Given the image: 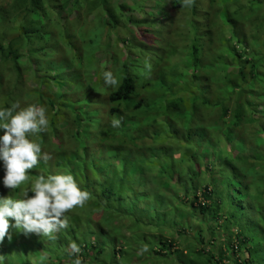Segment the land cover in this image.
Here are the masks:
<instances>
[{
    "label": "trees",
    "instance_id": "trees-1",
    "mask_svg": "<svg viewBox=\"0 0 264 264\" xmlns=\"http://www.w3.org/2000/svg\"><path fill=\"white\" fill-rule=\"evenodd\" d=\"M93 22L95 25L92 29H87ZM75 25L81 26V32L91 30L93 34L99 33L94 48L98 55L103 56L106 53L104 59L99 60L90 53L84 54V49L87 48L84 47L83 41L81 43L78 36L71 33ZM120 26L126 27L127 34L131 33L134 41L138 43L137 48L131 50L141 53V56H136L140 58L135 60L134 64L130 62L132 58H128L130 54L124 47L121 52V43L124 44L125 41H121V36L115 33ZM125 29L121 28L122 36L126 32ZM56 34L59 37L53 39ZM158 35H161V38L153 40ZM158 48L165 49V52L160 54ZM27 58L35 59L36 64L45 70L41 73L42 76L49 80L48 84L43 83L39 88L35 86L36 90L30 93L33 99L37 97V101L25 106L30 111L27 120H56L63 110L65 120L67 111L71 110L70 106L81 108L83 101L89 99L92 93L102 86L109 85V79H113V84L119 83L112 89L107 100L111 106L110 116L117 124L107 125L105 131L110 127L114 128L111 136H119V146L108 149L115 151V156H112L110 162L123 161L126 169L133 161L150 164V169L156 171L151 183L138 178V184L144 189L147 186L164 185L166 178L171 182L170 176L164 177V169H171V172L174 169L176 174L182 172L184 178H189L187 173L191 174L190 169L195 166L191 164L186 171L187 167L182 165L190 164V156L186 152L185 155L177 153L176 157L180 159L174 162L173 151H178L181 146L182 150L190 147L195 144V140L190 137L194 133L192 116L187 120L190 129H185L183 112L186 111L180 95L174 93L172 99L163 105L169 108L165 114L169 116L167 124L164 125L168 126V138V133L166 135L163 126H159L156 121L144 122V113L152 107L149 106L150 98L141 96V92L157 87L165 91L163 96L167 97L170 87L188 83L190 86L184 88V93L191 94L194 90H201L203 103L208 97L215 107H219V111L216 109L217 115L219 112L218 122L226 126L227 120H231L232 129L238 134L243 126L256 121L259 123L264 118L261 116L254 120L253 117L254 113L261 114L260 111L264 110V0H92L91 3L90 0H0V89L3 88L5 77L9 78L15 72L18 81L23 79L25 67L21 61ZM148 60H152L153 64L148 66L146 63L144 77L142 73L145 67L140 65ZM221 69L228 75L224 86L213 82L217 71ZM2 97L6 96H0ZM197 99L198 95L195 100ZM15 100L18 102L21 97ZM121 103L127 104L125 108L129 110L132 119L122 114L119 108ZM12 105L16 106V103L4 109L7 118L15 109ZM173 109H179L181 113H171ZM131 110L135 111L134 115ZM72 118L75 125L71 123L65 133L73 134L74 140L79 142L84 118H81V113L74 114ZM129 120L132 122L123 125ZM153 134H158L157 140L162 139L165 142H157L156 148H147L151 142L142 154H136V143L145 145L153 139ZM162 134L165 136L161 137ZM105 135L106 132L101 138L100 147L108 140ZM122 139H128L130 147L134 150L127 149ZM113 141H116V137ZM57 143L58 154L54 160L47 159L44 169L48 177L29 171L25 181L52 184L58 177L63 178L60 174L63 169L67 171L69 168L88 184L92 175L84 163V154L71 152L70 145L67 143L64 146L58 136ZM208 149L213 162L204 165V172L220 182H205L198 188L193 185L189 195L183 190V199L188 197V201L183 203L186 204L189 199L194 198L191 202L193 216L197 219L203 217L202 225L209 231L202 235L201 247L196 252L191 251L190 256L171 260L169 256L172 254V244L161 235L162 230L157 228V232H154L151 225L141 224L136 220L127 223L123 215L132 213L133 208L140 207L138 201L135 198L136 202L132 200L135 203L132 204L131 199L120 200L116 188L106 187L109 183L108 177L101 184L96 181V187H90L96 191L94 195L89 194V197H95L94 201L97 203L94 207L101 203V219L107 222L103 223L102 231H106L105 227L111 226L115 220L118 222V228L111 227L109 233H95L89 225L88 228L95 238H100L102 233L100 239L106 240L102 244H95L94 247L77 248L79 252L73 254V263L83 264L80 262L81 257L93 255V264H102L107 248L110 247L107 244L112 242L118 247L115 248V256L120 257L121 264H157L159 260H162L160 264H264V247H261L263 242L254 243L264 240V171L258 174V181L251 183L252 180L249 182L248 179L253 175V170L257 169L254 164L253 167L250 165L251 160L241 156L229 158L225 145L220 149L210 146ZM122 151H127L124 157L121 155ZM229 154L231 157L235 156ZM161 162H165V168H161ZM97 169L101 171L103 168ZM225 175H228V178L221 180V176ZM197 178L199 181L202 179L199 173ZM99 188L101 189L98 190ZM168 189L171 195L164 191L156 195L157 201L181 200L178 195L180 190L174 186L173 194V188L168 186ZM73 192L78 194L80 190L74 188L68 194ZM138 193L139 197H148L145 192ZM30 195L33 202H41L40 194ZM248 198L250 200H246ZM65 203L79 208L76 199L72 197H64L62 205ZM245 203L251 204V209L245 207ZM172 204L165 206L162 213H158L160 225H168V221H163ZM116 210L121 212H115ZM97 212L95 209L92 216ZM109 212L115 213L110 215ZM154 215L157 219L156 214ZM246 215L248 218L244 219ZM221 218L235 220L241 232L226 241L231 236L228 234L230 228L225 223H219ZM85 219L94 224L99 217ZM215 220L218 221L217 226L214 224ZM209 223L213 226L209 227ZM221 227L227 230V234L221 236ZM200 229L203 232V228ZM254 229L259 231L258 235ZM2 232L3 229L0 228V234ZM247 233L251 237H248ZM66 235V241L61 245L62 251L58 248L51 251L59 257V264H70L69 258L65 257L68 253L65 248L68 247L70 232ZM71 235L75 240L76 236H83V232L75 228L71 230ZM40 253L48 255L44 250ZM191 256L195 258L192 259ZM63 259L67 262L63 263Z\"/></svg>",
    "mask_w": 264,
    "mask_h": 264
},
{
    "label": "rangeland",
    "instance_id": "rangeland-1",
    "mask_svg": "<svg viewBox=\"0 0 264 264\" xmlns=\"http://www.w3.org/2000/svg\"><path fill=\"white\" fill-rule=\"evenodd\" d=\"M91 2L92 0H90V3ZM68 25L69 24H67V26ZM94 25L95 23L93 22L89 27H86L87 29H92ZM74 28L75 29H73L71 32L72 35L75 34L76 36H78L80 42L82 43L83 41L84 47L87 48L86 50L84 49V54L87 55L88 53H90L99 60H101L103 56L105 58L106 53L103 52V56L98 55L97 51L94 48L96 44V38L97 36L99 37V33L93 34L91 30L81 32V26L77 25H75ZM121 28L125 29L126 27L120 26L116 29L115 32L117 35L121 36V41H125L124 44L121 43V52H123L122 48L124 47L126 49V52L130 54L128 58H132L130 62L134 64V61L140 58L136 56H141V53L138 51L133 52L131 50H135L138 43L134 41L133 35L131 33L127 34V28L125 29V34L122 36L120 34L122 32ZM166 30H168V27L166 28ZM58 37V34H56L53 39H57ZM160 38L161 35H158L154 37L153 40L157 41ZM146 46L148 47L149 45L147 44ZM158 51L160 52V54H163L165 52V49L158 48ZM126 57L127 56L125 54V58ZM170 59L173 63V59L171 57ZM28 61L30 62L28 63ZM21 63L22 66L25 67L23 69L24 77L23 79L18 81L16 72L9 78L5 77V83L2 89L6 97L0 98V106L4 103H16L17 107L23 108L22 110H18V112L24 113V116H28L30 114V111L26 109L25 106L37 101V97L35 99H33L32 97L31 99L29 98L30 93L36 90L35 86L39 88L43 83L48 84L49 80L45 79L42 76L41 73L45 70H43L38 64H36L35 59L29 60V58H27L26 60L21 61ZM146 63H148V66H151L153 64V61L148 60L140 65L141 67H145V70L142 73L144 77L146 76ZM112 69L113 67L110 69V72ZM223 70L224 69L217 71V80L218 82L222 80L220 83L222 86L225 85V79L227 78V74L225 72H222ZM112 81L113 79H109V85L102 86L96 92L92 93L90 97L91 99L86 98L83 101L81 108L70 106L69 108L71 110L67 111L65 120H61L60 117V120H56L57 125L54 128L50 127L51 123L48 122V120H18L23 127H27V123H31L34 121L35 123L33 124V128L31 130H24L23 132L18 133L14 138L9 137L6 139H0V147H12L11 154L5 156L3 160L0 156V160L3 165L0 168V228L3 229L2 234H0V264H7L5 259L14 261V264H25L27 262L29 264H59V257L52 255L51 250L54 248H58L60 251H62L63 246L61 245L63 241H66V234L68 232H70V235L68 236L69 243L68 247L65 248L68 253L65 255V257L66 259L69 258L68 261H70V264H74L72 261V256L73 254H76V252H79L77 248L82 247L85 249V247H94L95 244H102L106 240L104 239L102 241L100 239L102 238V233L111 232V227L118 228V222L116 220L113 221V224H111V226L105 227L106 231H102L103 223L107 224V222L102 221L101 219V203L100 205L94 207L97 202L94 201L95 197L90 198L89 194L94 195L96 190H92L90 187H96V181L101 184L102 181H104L108 177L110 178L109 183L106 184V187L116 188L118 190L117 197L120 198V200L122 198H124V201L131 199L130 202H132V200L135 201V198L140 200L138 201V205L140 207H136V209L133 208L131 209L132 213H125L123 215V218L126 220V222L130 223L131 220H136L141 224L151 225L152 231L154 232H157V228L159 230H162L160 231L161 235L164 237V239L168 240V242L172 244V254L169 256L171 260H178L180 259V256H190L191 251L196 252V250L201 247L200 240L202 238V235H206V233H208L209 231L202 225L201 220L203 217L197 219L195 216H193V213L191 211V202L194 198L189 199L190 203H183L185 201H188V197H185L183 199V190H186V195H189L191 194L193 185H196V188H198L204 185L205 182L207 184L220 182L219 179L210 178L204 172V165H209L213 162V157L208 149L209 146H205L206 143L203 142V144H199L198 146L195 143V145H190V147L188 146L185 148L189 153L188 155L192 157L189 158L190 164H192V166H195L190 169L192 171L191 174H189L190 172L187 173L189 178H184L181 174L182 172L176 174L174 169H172L173 172L170 171L171 169H164L162 171L164 177L166 178L167 176H170L172 178L171 182L168 178H166L167 180L164 185L147 186L145 189L141 188V186H138V178L151 183L152 178L156 173L155 169H150V164L139 163L137 164V168L141 170L142 173V176H139L134 172V166H136V163H131L132 165L128 169H126L125 165H123V161L118 163L115 161L110 162L112 156H115V151H108V149L119 146L118 134L115 136H111V134L114 133V128L110 127L106 131L105 139L108 140L106 144H103V146L100 147V141L105 132L103 130H100L99 126L103 125L106 128L107 125L117 124L116 120H114V118L110 116L109 111L111 109V106L107 103L108 96L112 92V89L119 84H113ZM189 86L190 85L188 83H180L178 86L170 87L167 97L163 96V94L166 92L158 89L157 87H155L154 90L141 92V96H147V98H150L149 106L152 107L150 111H146V113H144V122L152 123L153 121H156L159 126H163V131L165 132V134L168 133V126L164 125L167 124V119L169 116H165V114L169 108H165L163 107V105L172 99V95L174 93L180 95L181 103L184 110L186 111V113L183 112L186 120L185 129L187 127V120L190 118V116H192L196 127L198 126V123L202 125V127L204 126L202 131L207 135L208 139L210 138L209 144L214 148H223V145H225V140H231L227 143L228 157L233 159L237 156H241L247 157L248 160H251L250 165L253 167L254 164L257 169L253 170V175H251L250 178L248 177V181L251 182L252 180L251 183H253L254 181H258V174L264 171V118L260 120L259 123L257 121L251 123V128H241L239 134L232 129V121L227 120L225 126L226 131H224L223 125L220 126V124L213 120V117H217L219 115V112L218 115L216 114V109L219 111V107H215L214 104L209 100L203 103V101L201 100V90L197 89L199 85H197V91L194 90L195 92L191 94L184 93V88H189ZM197 95L199 99L195 100ZM17 97H21V100H19L18 102H16L15 100ZM90 100L96 102L98 105L93 104ZM137 100L139 101L140 98ZM182 105H180L181 108ZM262 105L264 109V99L262 101ZM126 106L127 104L121 103L119 108L121 109V112L125 117H127L128 119H132V117L129 115V110H126L125 108ZM130 112L132 115H134L135 113V111L133 110H131ZM174 112L177 114L181 113L179 109H173L171 111V113ZM260 112L261 114H253V117H255L254 120H256V118L258 117L264 116V110ZM79 113H81V118H84V121L80 131V138H78L79 142H76L73 138V134H66L65 132H67L68 129L64 128L66 127V125H71V123L75 125L72 117L74 114ZM2 115L3 112H0V116ZM4 122H6L5 119H0V124H3ZM37 122L41 124L47 123V131L42 132L41 126ZM129 122L132 121L129 120L123 123V125H126ZM72 132L74 133V127H72ZM136 134L137 132L135 133V135ZM162 135L163 136H160H165L164 134ZM57 136H59V139L64 146H66L67 143L68 146L70 145L71 152H75L80 155L84 154V156L87 155L89 157L88 160L84 159V163L89 167V171H91L92 175V179L88 184H85L82 178L79 179L76 174H73V172L69 168L67 169V171L63 169V172H60L63 178L58 177L59 179L52 184L40 181H25L27 179L24 180V177H21L20 173L24 165L28 167L27 172L32 171L34 174L40 173L42 174V176L44 175L45 177H48L44 169L47 166V159L54 160V158L58 154L59 146L57 143ZM152 136L153 139L146 142L145 145L143 143H136L137 148L135 150L130 147V142L128 139H122V141L126 143L127 149L134 150L136 154L139 153L138 155H140L142 154L146 146L151 142L152 143L147 148H156L157 142L162 144L163 142H165L162 139L157 140V137L159 136L158 134H153ZM167 136L168 138L170 137L169 133ZM115 137L116 141L114 142L113 139ZM37 145H41V147L44 149L43 151L41 150L42 155L40 156H37L39 155V153H36ZM236 146L242 149H238ZM245 146H247V148ZM185 149L182 150L181 146L179 147L178 151H173L174 158L176 157L177 153H181L183 155V153L186 152ZM192 152L194 153L192 154ZM229 153L234 154L235 157H231ZM126 154L127 151L121 152L122 157H124ZM218 159L220 162V158ZM6 164L9 165V170L7 171L5 168ZM104 165L106 168H104ZM159 165L162 166L161 168H165L166 166L165 162H161ZM182 166L184 168L185 166L187 167L186 171L189 170V164H184ZM98 167L103 169L101 171H98ZM128 171H130L131 173H128ZM197 173H199L202 177L200 181L197 178ZM10 176H13V178L21 179L23 181L22 183L16 181L14 182L17 185L20 184L21 193L16 194L20 198H15L14 196H12L17 188L14 184H3V182H8L6 179ZM84 177L87 178L86 174H84ZM221 177V180H224L228 178V175ZM168 186L173 188L171 189V193L173 194L174 186L178 190H180V192H178V195L181 197V200L173 202L169 199H165L162 202L157 201V194L163 193L164 191L169 192L170 194ZM74 188H79L80 193L76 194L73 192L68 194ZM100 189L101 188H99L98 190ZM32 191H36L41 195L42 199L39 204H36L30 200V193ZM138 191L147 193L148 197H139ZM121 195L123 197H120ZM64 197H72L76 199L79 208L76 209V206H72L69 203H65L62 205V200ZM224 198L227 199V196H225ZM246 200H250V198ZM57 202L61 205H58ZM171 203L173 204L170 206L169 211L164 217L163 221H168V225H160V218L158 213H162L164 211V207L169 206ZM132 204L135 203L132 202ZM245 207L251 209L252 206L251 204L245 203ZM95 209L98 211L95 216H98L99 219L96 220L94 224H90V222H88L85 217L94 218L95 216H92V213ZM196 211L199 212V210ZM115 212L120 213L121 210H116ZM115 212H109V214L112 215ZM154 214H156L157 219L155 218ZM245 218H248L247 215L244 216V219ZM235 222V220L228 221V219L225 220L222 218L219 221V223L227 224V227L230 228L228 234L231 236L227 238L226 241H228L230 238L236 237L237 234L241 232V229L237 227V224ZM214 224H216L217 226L218 221L215 220ZM89 225L92 226V230L95 233H99L100 231H102V233H100V238H95L94 235L91 234V231L88 228ZM208 226L210 227L213 225L209 223ZM200 227L203 228V232H201ZM75 228L81 229L83 232V236L78 235L74 240L71 235V230ZM9 230L10 232L8 233ZM226 232L227 230L225 231L221 227V236L227 234ZM254 232L256 234L259 233L257 229H254ZM247 236L251 237L248 235V233ZM73 240L74 242L71 243V241ZM257 242H263L261 244V247H264V240H258L254 243ZM107 245H109L110 247L107 248V252L104 255L106 257L105 259H103L102 264H112V261H114V264H121L119 260L120 257L115 256V248H118L116 244L112 242L110 244L108 242ZM41 250H44L48 253V255L43 254L44 257L47 258V260H45L39 254ZM92 256L93 255H90L88 257H81L80 262H82L83 264H93ZM191 257L192 259L195 258L194 256ZM66 259H63V263L67 262ZM18 261L22 263H19ZM161 262L162 260H159L157 264H160ZM163 264L167 263L163 262Z\"/></svg>",
    "mask_w": 264,
    "mask_h": 264
},
{
    "label": "clouds",
    "instance_id": "clouds-1",
    "mask_svg": "<svg viewBox=\"0 0 264 264\" xmlns=\"http://www.w3.org/2000/svg\"><path fill=\"white\" fill-rule=\"evenodd\" d=\"M217 77H218V74L216 73V77L213 79V82H215V83H217V84H219L220 85V83H221V81L222 80H220V82H218V80H217ZM228 79V75H227V78L225 79V82H226V80ZM1 90V89H0ZM0 96H6L5 95V93H4V91H3V89L0 91ZM29 97H30V99H31V96L29 95ZM133 97H135V95H133ZM206 101L205 102H207V100H209L210 101V99H208V98H206L205 99ZM211 102V101H210ZM108 103V102H107ZM214 104V103H213ZM8 105H10V104H3V105H1L0 106V111H2L3 112V115L1 116V120H3V119H5L6 120V122H4L3 124H0V139H6V138H9V137H15L18 133H21V132H23L24 130H31L32 128H33V124L35 123V121L34 122H31V123H27V127H23L22 125H21V123L18 121V120H26L27 118H28V116H24V113H20V112H18V110H20L18 107H16V106H13L12 105V107H14L15 109L13 110V112H12V115H10L9 116V118H7V117H5V115H4V109H5V107H7ZM110 112V111H109ZM64 113H65V110H63L62 111V113H61V115L60 116H57V119L56 120H60V117H61V120H64ZM56 120H48V122H50L51 124H50V127L51 128H54L56 125H57V122H56ZM192 120H194L193 119V117H192ZM191 120V121H192ZM213 120L215 121V122H217L218 124H220L219 122H218V117H213ZM37 123H39V122H37ZM198 123V122H197ZM40 124V126H41V131L42 132H45V131H47V127H46V124L47 123H45V124H41V123H39ZM189 123H187V125H188ZM203 124V123H202ZM223 124H220V126H222ZM68 126L66 125V127L64 128V129H66ZM192 127H193V131H194V133L192 134V135H190V137H192L194 140H195V143L197 144V146L199 145V144H203V142H205L206 144H205V146L207 145V146H210V147H213V146H211L210 144H209V142H210V138L208 139V137H207V135L202 131L203 130V128H204V126L202 127V125H200L199 123H198V126L197 127H199L198 129H197V127H196V125L194 124V121H193V124H192ZM242 128H251V124H249V125H247V126H243ZM99 129L100 130H103L104 132H106L105 131V126H99ZM186 129H190L189 128V126H187L186 127ZM223 130L224 131H226V127L223 125ZM58 138H59V136H58ZM231 138V137H230ZM229 138V139H230ZM229 141H231V140H225V147H226V151H227V148H228V145H227V143L229 142ZM32 142V141H31ZM195 145V144H194ZM37 148H36V153H39V155H37V156H40V155H42V153H41V150L43 151L44 149L41 147L40 148V145H37L36 146ZM237 147V146H236ZM238 148V147H237ZM238 149H240V148H238ZM185 151H186V153H188L187 152V149H185ZM11 152H12V147L11 146H3V147H0V156L2 157V160L4 159V157L5 156H8L9 154H11ZM194 152H192V154H193ZM184 155H185V153H183ZM189 154V153H188ZM195 155H197V154H195ZM191 157V156H190ZM195 157V156H194ZM235 157V156H234ZM88 156L87 155H85L84 156V159L85 160H88ZM192 158V157H191ZM0 163H1V160H0ZM133 163H136V161H133ZM5 164V163H4ZM137 164H139V162H137L136 163V166H134V172L136 173V174H138L139 176H142V173H141V170H139L138 168H137ZM1 165H2V163H1ZM24 165V164H23ZM191 165V164H190ZM3 166V165H2ZM5 168H6V171L7 170H9V165L8 164H6L5 165ZM23 169H22V171H21V173H20V175H21V177H24V180L25 179H27V176H28V172H27V170H28V167H26L25 165L22 167ZM76 177V176H75ZM8 182H3V184L4 183H8V184H14L17 188H16V190H15V192L12 194V196H14L15 198H20L19 196H17L16 194L17 193H21V190H20V184L19 185H17V184H15L14 182L16 181V182H20V183H22L23 181L21 180V179H17V178H13V176H10V177H8L7 179H6ZM76 181V180H75ZM77 182V181H76ZM78 183V182H77ZM33 193H37L36 191H32L30 194H33ZM38 194V193H37ZM30 200L32 201V196L30 195ZM35 203V202H34ZM36 204H39V203H36ZM5 209V208H4ZM10 232V230L8 231V233ZM9 235V234H8ZM28 250V249H27ZM52 251V250H51ZM40 255H41V257H43L45 260H47V258L46 257H44V255L43 254H41V253H39ZM51 255V254H50ZM52 255H54V254H52ZM56 256V255H55ZM5 261L7 262V264H14V261H10L9 259H5ZM19 263H22V262H20V261H18ZM23 264V263H22Z\"/></svg>",
    "mask_w": 264,
    "mask_h": 264
},
{
    "label": "crops",
    "instance_id": "crops-1",
    "mask_svg": "<svg viewBox=\"0 0 264 264\" xmlns=\"http://www.w3.org/2000/svg\"><path fill=\"white\" fill-rule=\"evenodd\" d=\"M178 158H179V157H178ZM178 158H177V157H175V158H174V162H175V161H179V159H180V158H179V159H178ZM189 167H190V164H189ZM138 186H140V185H138ZM137 201H140V200H139V199H137ZM175 224H176V223H175Z\"/></svg>",
    "mask_w": 264,
    "mask_h": 264
}]
</instances>
